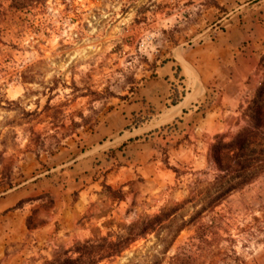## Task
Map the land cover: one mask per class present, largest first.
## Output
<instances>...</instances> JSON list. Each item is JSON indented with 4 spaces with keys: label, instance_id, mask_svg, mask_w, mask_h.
I'll use <instances>...</instances> for the list:
<instances>
[{
    "label": "rangeland",
    "instance_id": "1",
    "mask_svg": "<svg viewBox=\"0 0 264 264\" xmlns=\"http://www.w3.org/2000/svg\"><path fill=\"white\" fill-rule=\"evenodd\" d=\"M240 58L257 63L253 95L226 98L212 84L189 115L117 153L110 142L94 152V195L81 199L76 225L61 226L52 237L42 264L171 208L177 210L162 229L101 264H170L175 255L185 264H264V172L235 180L214 207L204 196L220 176L212 145L231 141L250 124L264 81V0H42L25 10L4 1L0 169L8 179L20 177L10 169L28 153L50 156L67 147L69 162L80 156L86 134L137 97L165 61L181 64L188 80L203 63ZM182 80L172 100L185 96ZM149 114L133 117L130 126ZM203 232L209 242L199 239Z\"/></svg>",
    "mask_w": 264,
    "mask_h": 264
},
{
    "label": "crops",
    "instance_id": "2",
    "mask_svg": "<svg viewBox=\"0 0 264 264\" xmlns=\"http://www.w3.org/2000/svg\"><path fill=\"white\" fill-rule=\"evenodd\" d=\"M179 66L174 60L160 65L156 75L139 88L137 97L109 112L95 131L86 134L82 148L77 147L81 154L76 153L74 160L68 161V148L62 147L50 156L28 153L18 162L20 166L10 169V174L20 175L16 179L6 178L7 169H0V264H42L51 239L56 232L61 234L60 227L76 225L83 212L81 199L94 195V152L105 143L114 144L117 153L123 144L133 145L147 132L189 115L192 105L212 84L221 88L224 97L235 99L253 95L258 84L252 75L257 63L251 59L203 63L188 80ZM180 78L188 86L174 105L172 93L174 88L180 89ZM140 114H149L148 120L131 127V119ZM75 194L80 195L76 201Z\"/></svg>",
    "mask_w": 264,
    "mask_h": 264
},
{
    "label": "trees",
    "instance_id": "3",
    "mask_svg": "<svg viewBox=\"0 0 264 264\" xmlns=\"http://www.w3.org/2000/svg\"><path fill=\"white\" fill-rule=\"evenodd\" d=\"M4 1L0 0V17L3 13ZM9 1L13 8L25 10L42 0ZM180 100L181 97L176 94L172 104L176 105ZM210 152L220 176L219 181L213 184L212 189L206 191L204 196L214 207L232 193L235 188L233 185L235 180L245 178L250 172H264V81L258 88L251 106L250 124L229 142L219 139L212 145ZM245 184L244 181L238 183L237 186L242 187ZM203 193L201 194L203 195ZM196 198L198 199V195ZM201 198L203 200V197ZM183 203L178 207H182L186 202ZM175 210L177 208H171L170 212L163 211L154 217L141 219L125 227L123 232H113L107 236L79 242L73 249L57 254L52 260H48L44 264H101L106 260L119 257L137 241L162 229L164 223L171 220ZM206 235V232L201 233L199 239L209 242ZM170 264L185 263L179 255H175L171 258Z\"/></svg>",
    "mask_w": 264,
    "mask_h": 264
}]
</instances>
